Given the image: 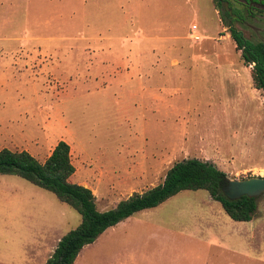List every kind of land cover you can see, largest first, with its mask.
I'll list each match as a JSON object with an SVG mask.
<instances>
[{"label": "rangeland", "instance_id": "1", "mask_svg": "<svg viewBox=\"0 0 264 264\" xmlns=\"http://www.w3.org/2000/svg\"><path fill=\"white\" fill-rule=\"evenodd\" d=\"M222 3L244 39L264 41V6ZM135 63L149 64L163 113L138 102L126 110L124 88L110 87L129 72L139 77ZM250 68L212 0H0V149L42 161L66 141L72 180L87 185L99 210L160 182L180 159L209 161L228 178L264 176V93ZM47 200L65 211L62 233L78 224L51 192L0 174V264H25L38 249L32 239L48 241ZM131 218L74 264H118L124 247L113 241L145 238L164 241L165 256L264 264V193L248 221L231 220L204 189L180 190ZM213 238L228 251L205 244Z\"/></svg>", "mask_w": 264, "mask_h": 264}, {"label": "trees", "instance_id": "2", "mask_svg": "<svg viewBox=\"0 0 264 264\" xmlns=\"http://www.w3.org/2000/svg\"><path fill=\"white\" fill-rule=\"evenodd\" d=\"M212 1L228 27L229 36L235 49L239 50L242 63L251 65L249 76L252 87L264 93V41L250 42L244 39L230 22L225 21L226 15L221 12L220 0ZM237 12L234 10L235 14ZM73 171L69 146L63 140H58L42 161L26 150L0 149V174L17 175L51 192L58 201L79 214L78 224L59 238L44 264H72L79 249L92 242L104 229L136 211L158 205L180 190H206L233 221L250 220L256 209V197L242 196L227 200L222 196L219 183L224 173L211 162L197 158L173 162L165 170L160 182L141 192L131 193L105 210L96 207L95 197L89 188L70 181Z\"/></svg>", "mask_w": 264, "mask_h": 264}, {"label": "crops", "instance_id": "3", "mask_svg": "<svg viewBox=\"0 0 264 264\" xmlns=\"http://www.w3.org/2000/svg\"><path fill=\"white\" fill-rule=\"evenodd\" d=\"M148 68H149V64L135 63V64H133V67H130V71H136V73L140 72L138 75L139 77H136L133 75L132 72H129L130 77H128V78H125L123 80H118V79H114L113 81L111 80V82L112 83L114 82L115 84L110 85V87L111 88H114V87L124 88L122 90V92H123L122 97L126 100V108H125L126 110L131 109V104H133V106H135L136 102H138L139 104H137V105L141 106L142 108L144 105H146L147 110H151L152 107L153 108L156 107V109L158 111L162 110V113H163V105L161 104L163 102H161L159 99L160 98L159 89H154L155 86L152 85L154 82L150 81L148 79V77H146V75H145V73L148 71ZM150 87H153V89H150ZM111 95L113 96L112 90H111ZM149 101L153 102V104H151V107L149 105ZM128 104H129V106H128ZM130 120H131V117H130ZM59 140H62V139H59ZM69 154H70V151H69ZM155 154H156V159L158 161L163 159V157H164V154H161V155H159L158 153H155ZM157 160H156V162L158 163ZM71 163H72V161H71ZM72 165L74 167V171L69 177L70 181L87 187L86 184H84L80 181L72 180L73 174L75 172V166L73 163H72ZM139 192H141V191H139ZM40 206L46 212V215L49 218V220H48L49 225L47 228L49 234L46 237V239L48 238V241L46 243L43 241L37 242V240L35 238H33L32 239V246H34L35 248H37V246H38V249L37 250L32 249V251L30 252L29 255H25V258L21 259V260H24L25 264H44L46 258L53 251L57 241L64 234V233H62L63 231H60L61 230L60 225L63 221V216L65 214V211L63 210V208H60V206H57L56 204H52V202L49 200L43 202L42 205H40ZM151 208H153V207H151ZM147 209H149V208H147ZM139 211H141V210H139ZM139 211H136L133 214H135ZM133 214H131L128 217L118 221L116 224L107 227L92 242L83 245L79 249V251H78L75 259L73 260L72 264H74L77 259L82 257L87 249H89L90 247L95 245L98 237L101 234L106 233V231H109V233H113L115 231L114 227L119 225V223H124V222L127 223L128 221L133 219V218H131ZM134 221L136 222V224L139 223L137 218H134ZM140 221L142 222V220H140ZM122 241L123 240H120V239L113 241L117 245L119 243H121V245L119 247H124L123 251L121 250L122 253L119 254V256L116 255L117 258H116L115 262H118V264H212V261L207 260V257L201 258V256H198L197 251H195L196 254H180L179 253L180 251H178V254H179L178 256H165L164 251L162 249H160V248H163V246H165V242L162 240H159V239L152 241L148 238H145V239L137 240L135 242H129V241L128 242L127 241L122 242ZM193 242H196V241H193ZM173 243L175 244V242H173ZM205 244L207 246H217L219 248H225L226 247L225 250L228 251L227 245L224 244V242H220V238H216V239L213 238V239L207 240L205 242ZM133 248H135V249L133 250ZM184 256H187V257H184ZM182 259H185V262H182L181 261ZM217 264H223V261L221 259L220 260L217 259ZM225 264H228V263L225 262Z\"/></svg>", "mask_w": 264, "mask_h": 264}, {"label": "water", "instance_id": "4", "mask_svg": "<svg viewBox=\"0 0 264 264\" xmlns=\"http://www.w3.org/2000/svg\"><path fill=\"white\" fill-rule=\"evenodd\" d=\"M219 190L227 200H236L242 196L257 197L264 193V176H249L235 179L223 177Z\"/></svg>", "mask_w": 264, "mask_h": 264}, {"label": "flooded vegetation", "instance_id": "5", "mask_svg": "<svg viewBox=\"0 0 264 264\" xmlns=\"http://www.w3.org/2000/svg\"><path fill=\"white\" fill-rule=\"evenodd\" d=\"M234 1L240 4L242 7H244L247 12L250 8L261 9L264 6V0H234ZM222 4H223L222 0H220V6Z\"/></svg>", "mask_w": 264, "mask_h": 264}, {"label": "built area", "instance_id": "6", "mask_svg": "<svg viewBox=\"0 0 264 264\" xmlns=\"http://www.w3.org/2000/svg\"><path fill=\"white\" fill-rule=\"evenodd\" d=\"M189 30H190V32L192 33L191 37H192L194 40H197V39H198V35H194V34H193V32H194V30H195V25H191V26L189 27Z\"/></svg>", "mask_w": 264, "mask_h": 264}]
</instances>
